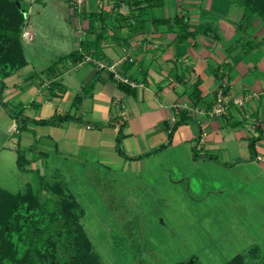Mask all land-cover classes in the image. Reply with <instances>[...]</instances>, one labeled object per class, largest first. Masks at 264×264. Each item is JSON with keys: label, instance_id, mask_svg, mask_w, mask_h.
<instances>
[{"label": "crops", "instance_id": "obj_1", "mask_svg": "<svg viewBox=\"0 0 264 264\" xmlns=\"http://www.w3.org/2000/svg\"><path fill=\"white\" fill-rule=\"evenodd\" d=\"M89 2L77 5L78 10L112 12L98 59L117 63L118 72L137 85L123 82L126 88L121 87L108 66L92 61L58 62L69 53L42 64L41 56L28 54L26 43L36 37L24 27L32 33L31 39L22 37L28 64L0 77L5 83L0 188L25 193L31 187L37 192L43 179L61 176L63 161L86 165L102 176L105 171L142 176L156 161L171 162L179 170L178 150L186 146L197 170L228 171L264 190V21L253 16L251 26L239 31L244 8L234 0H164L137 22L125 19L133 9L128 2L120 7L108 6L106 0ZM178 13L186 15L196 36L179 40L173 20ZM73 24L80 39L73 51H82L80 42L95 34L89 32L88 19H73ZM219 91L229 106L225 114L213 116L209 112ZM78 95L82 101L76 108ZM8 108L23 109L22 116L29 118L26 129L19 132ZM179 112H187L191 121L172 132ZM55 115L72 117L55 124L37 122ZM119 137L125 154L118 149ZM256 243L244 253L247 264L264 260V242Z\"/></svg>", "mask_w": 264, "mask_h": 264}, {"label": "rangeland", "instance_id": "obj_2", "mask_svg": "<svg viewBox=\"0 0 264 264\" xmlns=\"http://www.w3.org/2000/svg\"><path fill=\"white\" fill-rule=\"evenodd\" d=\"M71 2L78 5L77 0ZM72 5L69 0L19 2L26 10L21 33L25 27L36 37L26 43L30 57L37 54L42 64H49L75 49L74 41L80 39L73 19L80 16ZM3 10L2 17L13 19L15 26L18 11L11 6ZM13 60L15 72L20 62ZM178 151L181 169L156 161L148 173L135 177L108 171L102 176L86 165L60 162V177L85 211L82 222L101 264H226L239 253L249 254L254 243L264 242L262 185H247L228 171L197 170L187 147ZM60 177L45 178L41 193L44 208L52 214L62 198L53 188L66 185ZM47 223L48 218L44 226ZM55 241L53 237L41 245L42 259H47L42 264H50L59 252Z\"/></svg>", "mask_w": 264, "mask_h": 264}, {"label": "trees", "instance_id": "obj_3", "mask_svg": "<svg viewBox=\"0 0 264 264\" xmlns=\"http://www.w3.org/2000/svg\"><path fill=\"white\" fill-rule=\"evenodd\" d=\"M22 1L0 0V77H7L13 73L12 69L15 65H12L13 59L20 62L18 69L28 64L21 33L22 25L26 22V10L18 7L19 2ZM69 1L72 5L71 0ZM234 1L244 8V16L239 24V31L251 26L253 16H258L264 21V0ZM122 2H128L133 7L131 16H127L125 19H128L130 22L134 18L137 22L148 8L160 6L164 0H115L113 7H120ZM6 6H11L18 11L15 26L13 19L8 22L10 20L9 17L4 15V18L1 15L4 12L3 8H6ZM74 8L80 17L90 21L89 32L95 34V37L81 41L82 51H73L61 57L58 62L66 59H74L75 61L85 60L90 52L96 58L103 57L101 43L106 39L108 34L105 21L111 17L112 12H107L104 9L101 11L84 10L79 12L77 5ZM173 20L174 26L180 29V41L186 40L189 36L197 35V31L189 30L185 14L178 13ZM99 23L103 24L98 25ZM100 27L101 30L98 31ZM11 50L16 52V54L12 53ZM56 63L57 61L52 67ZM93 84L92 81L89 87L93 86ZM119 85L126 88L123 82H119ZM4 86L5 83L0 80V100H2ZM195 93L199 99L200 92L198 85L196 86ZM81 101L82 97L78 95L75 100L76 108L79 107ZM9 111L18 122L19 132L26 129L29 118L22 116L23 109H9ZM178 115L179 119L176 121L172 132L179 125L191 121V117L187 112H179ZM71 117V115H55L50 119H43L37 122L41 124H55ZM172 137V134H170V138ZM120 138H118V149L121 154H125L120 147ZM255 141L251 144L252 150L254 149ZM163 147H166V145L161 148ZM198 156L199 151L194 148V157L197 158ZM21 166L23 167L24 164L22 163ZM44 185L45 179L42 180V188L39 191L34 192L29 187L25 193H12L0 188V264H42L47 259H42V257L44 258V254L41 251V245L47 241L50 242L53 237L57 239L55 243L60 244V250L53 255L50 264H101L93 250L92 240L82 222L85 211L79 201L64 183H60L59 186H54V188L51 187L56 191V194L58 193L62 197L58 202L54 201L55 209L52 214V212L50 213L49 210L44 208L46 202H41V193L45 189ZM66 192L69 193L65 194ZM47 218L49 223L44 226ZM61 218H64L62 223H60ZM226 264H247L246 256L237 254Z\"/></svg>", "mask_w": 264, "mask_h": 264}, {"label": "built area", "instance_id": "obj_4", "mask_svg": "<svg viewBox=\"0 0 264 264\" xmlns=\"http://www.w3.org/2000/svg\"><path fill=\"white\" fill-rule=\"evenodd\" d=\"M86 0H77L78 6L80 7V5L85 2ZM109 2V0H106ZM115 0H111V5L113 6ZM23 37L26 39H31L32 38V33L30 31H24L23 32ZM86 61H92L96 64H98L100 67H106L108 66L109 69L115 74V76L117 77L118 80L128 83L132 86H136L137 84H135L133 81H131L128 77L121 75L118 72V65L117 63L112 64V65H107L105 63V61L98 59L96 57H94L92 54L87 55ZM132 60V59H131ZM237 103L240 104H244V99H237L236 100ZM228 102L225 100V95L223 93V91H219L216 97V101L211 109V111L209 112L210 114H212L213 116H219V115H223L227 112L228 110ZM196 111H198V109H195ZM125 115V113H124Z\"/></svg>", "mask_w": 264, "mask_h": 264}]
</instances>
